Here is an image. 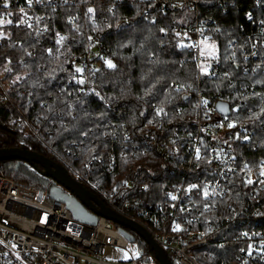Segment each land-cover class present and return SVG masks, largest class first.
Instances as JSON below:
<instances>
[{"label": "built area", "instance_id": "2783aa9c", "mask_svg": "<svg viewBox=\"0 0 264 264\" xmlns=\"http://www.w3.org/2000/svg\"><path fill=\"white\" fill-rule=\"evenodd\" d=\"M75 1L8 0L6 9L5 0H0V20L3 21L0 25L19 24L34 32L41 41L47 36L56 45L63 46L69 35L57 31L54 14ZM121 1L91 0L80 7L93 10L88 11V17L93 26H98L100 17L96 11L101 5L106 2L113 9ZM155 4L164 13L169 8L182 6L194 13L191 25L180 28L177 34L178 40L193 52L202 79L217 80L225 75L231 78L232 73L264 77V0H155ZM238 10H246V22L250 26H241V36L229 32L231 39L221 51L220 40L224 38L225 28L213 13L219 11L227 16L232 11L237 16ZM75 24L74 19L69 21L70 26L75 27ZM2 33V37L7 36V32ZM97 34L95 31L90 35L89 53L82 56V62L78 64L82 69L78 72L79 78H83L84 73L95 76L100 65L108 66L109 52L97 47ZM205 37H208L207 45L215 46L214 56L209 55L210 49L201 44ZM2 44L3 39L0 46ZM205 66L207 73L201 71ZM11 67L12 63L0 73V89L5 97L3 102L12 103L9 83L5 80ZM235 79H231L230 86ZM259 89L262 92L257 95V100L242 98ZM220 103L229 104V116L219 112ZM191 109L196 113L193 130L189 126L183 130L175 128L165 139L151 133L144 140L143 146L155 150L166 163H171L172 172L176 167L179 169L178 182L168 191L164 202L145 204L139 198L128 200L123 198L126 194L117 196L116 187L106 189L93 180L97 173H116L119 161L126 156L125 146L118 150L113 147L106 159L95 158L82 170L65 158L60 161L69 176L97 196L106 207L142 225L169 259H173L172 264H201L194 249L208 246L217 249V253L232 251L228 264H264V183H261L264 176L260 175L264 159L246 156L247 149H258L257 146L247 147L256 138V132L249 124L255 112L264 116V89L240 86L210 96L198 93ZM19 121L39 138L33 129L35 122ZM230 123L231 128L228 127ZM112 144L114 146L115 142ZM248 179L253 183L248 184ZM190 185L197 187L190 189ZM205 188L209 193L207 197L203 194ZM151 190L149 185L140 187L144 194ZM108 248L122 251L127 258L111 260L106 254ZM0 264L159 263L153 254L146 255L139 244L131 241L108 219L98 217L95 226L77 221L64 203L49 198V192L41 193L0 175Z\"/></svg>", "mask_w": 264, "mask_h": 264}, {"label": "trees", "instance_id": "16d2710c", "mask_svg": "<svg viewBox=\"0 0 264 264\" xmlns=\"http://www.w3.org/2000/svg\"><path fill=\"white\" fill-rule=\"evenodd\" d=\"M90 2L76 0L54 14L57 31L69 35L63 46L47 36L41 41L19 24L0 25V73L12 63L10 72L5 74L12 103L3 102L5 97L0 89V149H28L56 163L65 158L82 170L95 158L106 159L113 147L118 150L125 146L127 153L119 161L116 173H97L93 180L106 189L116 187L117 196L126 194L123 198L128 200L139 198L145 204L164 202L168 191L178 182L179 169L172 172L171 163L143 146L146 135L156 133L165 139L175 128L183 130L189 126L193 130L196 113L191 108L198 93L210 96L240 86L264 89V77L232 73L231 78L225 75L217 80L202 79L195 56L181 47L178 40L180 27L194 16L186 6L169 8L164 13L155 0H122L113 9L104 2L96 11L99 25L93 26L88 10L80 7ZM236 14L213 13L225 28L221 51L231 39L229 32L241 36V26H250L246 10ZM71 19L76 21L75 27L69 25ZM95 31L97 47L108 50L115 67L100 65L95 76L84 73L79 78L76 68L81 57L89 53V38ZM2 32H7V36L2 37ZM232 78L237 79L230 86ZM81 79L84 83H79ZM261 92L259 89L242 98L257 100ZM185 96L189 99L184 100ZM158 109H163L159 115ZM20 119L35 122L33 129L39 138L24 123L19 124ZM250 120L256 138L247 147L258 149H247L246 156L264 159V116L255 112ZM41 170L40 166L16 160L0 162V175L48 193L55 183ZM142 185H149L151 192L141 193ZM115 226L139 244L146 255H152L139 236ZM194 250L201 264H228L233 254L229 250L217 253L210 246Z\"/></svg>", "mask_w": 264, "mask_h": 264}, {"label": "water", "instance_id": "95a60500", "mask_svg": "<svg viewBox=\"0 0 264 264\" xmlns=\"http://www.w3.org/2000/svg\"><path fill=\"white\" fill-rule=\"evenodd\" d=\"M188 99V96L184 97V100ZM218 109L221 114L230 115L229 104L220 103ZM11 160L24 162L32 167L40 166L42 174L55 183L49 191V198L64 203L77 221L95 226L98 217H104L139 236L151 249L159 264H172L166 252L154 241L144 227L106 207L97 196L73 180L62 165L28 149H0V162Z\"/></svg>", "mask_w": 264, "mask_h": 264}, {"label": "snow or ice", "instance_id": "6c2138e0", "mask_svg": "<svg viewBox=\"0 0 264 264\" xmlns=\"http://www.w3.org/2000/svg\"><path fill=\"white\" fill-rule=\"evenodd\" d=\"M29 2H31V0H29ZM8 7H9L8 0H5V2H4V8L7 9ZM88 11H89V12H92L93 10H92L91 8H89ZM9 14H10V13H9ZM37 19H39V18H37ZM0 23H3V21L0 20ZM8 23H11V21H8ZM29 26H30V25H29ZM161 31H164V30L161 29ZM177 35H179V34H177ZM63 39H64V38L61 37V40H63ZM207 40H208V37H205L204 40L201 41V44H204L206 48H209V49H210V51H209V53H208L209 55L214 56V55H215V46H214V45H207V44L205 43ZM59 42H60V41H58V43H59ZM201 54H203V52H202ZM106 63H107V65H108L109 68H114V67H115V65L112 64L111 61H106ZM81 71H82V69H80V68H76V72H81ZM201 71H202L203 73H207V67H206V66H205V67H202V68H201ZM79 83H84V81L81 79V80L79 81ZM204 103L206 104L207 101H204ZM162 111H163V109H158V110H157V114L159 115ZM262 111H264V109H262ZM228 127L231 128V127H233V125L230 123V124L228 125ZM85 135H86V133H85ZM245 139H247V137H245ZM199 152H200V150H199V148H197V149H196L197 159H199ZM260 175H261V176H264V168L261 169V171H260ZM247 183H248V184H252L253 181H252L251 179H248V180H247ZM261 183H264V181H261ZM196 187H197L196 185H190V189H191V188H196ZM203 194H204L205 197H207V196L209 195V193H208V191H207V188L204 189V193H203ZM172 199L175 200L176 197H175V196H172ZM181 211H183V209H181ZM177 228H179L178 225H177ZM174 230H175V229H174ZM245 235H246V234H245Z\"/></svg>", "mask_w": 264, "mask_h": 264}, {"label": "rangeland", "instance_id": "374dc122", "mask_svg": "<svg viewBox=\"0 0 264 264\" xmlns=\"http://www.w3.org/2000/svg\"><path fill=\"white\" fill-rule=\"evenodd\" d=\"M216 54V53H215ZM60 165H62V162L60 161V163H58ZM63 166V165H62ZM131 219V218H129ZM133 220V219H131ZM134 221V220H133ZM137 222V221H135ZM138 223V222H137ZM142 226V225H141ZM143 227V226H142ZM151 235V234H150ZM107 256L113 260V261H119L121 259H126L127 256L120 250L116 249V248H108L106 251Z\"/></svg>", "mask_w": 264, "mask_h": 264}, {"label": "bare ground", "instance_id": "6f19581e", "mask_svg": "<svg viewBox=\"0 0 264 264\" xmlns=\"http://www.w3.org/2000/svg\"><path fill=\"white\" fill-rule=\"evenodd\" d=\"M191 23H192V18H191V20L188 22V23H186V24H184L183 26H181L180 28H187V27H189L190 25H191ZM180 45H181V47H183L184 49H186V50H188L189 52H191V53H193L191 50H189L187 47H186V45L185 44H183L182 42L180 43ZM80 160V159H79ZM83 165V164H82ZM80 166V165H79ZM162 174V173H161ZM165 177V176H164ZM136 189V188H135ZM126 233V232H125ZM132 233V232H131Z\"/></svg>", "mask_w": 264, "mask_h": 264}]
</instances>
